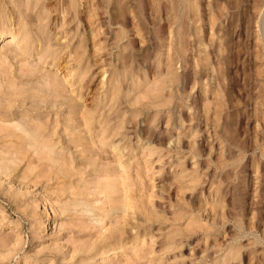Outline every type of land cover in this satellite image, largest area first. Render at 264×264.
Wrapping results in <instances>:
<instances>
[{
	"label": "rangeland",
	"instance_id": "obj_1",
	"mask_svg": "<svg viewBox=\"0 0 264 264\" xmlns=\"http://www.w3.org/2000/svg\"><path fill=\"white\" fill-rule=\"evenodd\" d=\"M118 1L0 0L4 95L78 67L72 103L0 98V264H264V0Z\"/></svg>",
	"mask_w": 264,
	"mask_h": 264
},
{
	"label": "bare ground",
	"instance_id": "obj_2",
	"mask_svg": "<svg viewBox=\"0 0 264 264\" xmlns=\"http://www.w3.org/2000/svg\"><path fill=\"white\" fill-rule=\"evenodd\" d=\"M120 1V0H119ZM118 1V2H119ZM73 5V4H72ZM64 7V6H63ZM85 7V6H84ZM9 8V7H8ZM11 9V8H10ZM18 10V9H17ZM85 12V11H84ZM83 18V17H82ZM26 21V20H25ZM15 25V24H14ZM114 25V24H113ZM28 26V25H27ZM50 27V26H49ZM90 31V30H89ZM30 32V31H29ZM94 32V31H93ZM115 37H116V35H115ZM125 37V36H124ZM76 38V37H75ZM3 43V47H2V49L4 48L5 49V51L7 52H11V51H13V49H14V51L15 50H17V53L19 52L18 51V49L20 50L22 47H24L27 43H28V39H27V37H26V35L25 34H23V33H21V29H19L17 26H15V27H13V23L10 21V18H9V20H6L5 22H2L1 24H0V45ZM38 44V43H37ZM13 51V52H14ZM22 51H23V53H26V52H28V50L27 49H25V48H22ZM234 53V52H233ZM17 55V54H16ZM18 55H21V54H18ZM36 55L38 56V58H36V59H39V61H41V59H42V57L43 56H50L51 55V53L47 50V51H37L36 52ZM233 55V54H232ZM2 57V56H1ZM3 58V57H2ZM26 59V57H24V60ZM234 59V58H233ZM5 60V59H4ZM22 60V59H21ZM236 60V59H235ZM0 61H1V59H0ZM20 61V60H19ZM36 62H38V61H36ZM23 63H24V61H23ZM29 64V65H28ZM28 64H26V63H24L23 65L24 66H22L21 68H23L22 69V71L24 72L25 71V68H27L29 71H27V73H26V71H25V73H23L22 71V74H21V72H19L20 74L18 75L19 77H21V76H25L24 78H25V83H19V85L21 86V85H25V84H27V83H29L30 85H31V87H32V89L30 88V86H28L27 88L28 89H26L25 87L28 85H25L24 86V88L25 89H20V86L19 87H16L15 86V84L17 83V82H14L13 81V79L11 78V80H10V77L11 76H9V75H7L6 76V79L7 78H9V80L11 81V85H14V92H15V90H18L19 89V91L21 92V91H23L22 92V94H19L20 92L19 91H17L18 92V94H16V95H12V94H10V92H9V95L6 93L5 95H8V99L6 100V102L8 101L9 103L11 102V103H13V99H15V98H22V96H20V95H23V98H25V102H27L26 100H32V103H31V105L34 107V105L35 104H37V102L34 100L33 101V99H36L37 97H35V98H32V99H30V97L28 98V99H26L27 97H26V95H28L29 93V95H31V93H33L34 91V96H36V95H38V98L40 97V99H41V101H39L40 102V104H41V102H42V105L44 104L45 105V103H43L44 102V100L42 101V95H44V97L46 96V98L48 99H53L52 101L51 100H49V103L50 102H52V103H50L51 105H60V106H62V105H65V104H68L69 102L70 103H72V100H74V98L73 97H75V93L73 92V90H74V88L75 87H73V85H74V83H75V81L73 80L74 79V76H75V73L78 71V67H76V69H72L73 71H66L65 73H63L64 75H59V74H52L51 73V75H50V72L49 73H47V70H45L46 72H42L41 71V68H39V67H35L33 64V66L30 64V63H28ZM3 65H4V61H3ZM25 65H26V67H25ZM28 65V66H27ZM59 64H57V66H58ZM43 66V65H42ZM0 67H1V63H0ZM25 67V68H24ZM29 67V68H28ZM45 67V66H44ZM50 67V66H49ZM63 68V67H62ZM75 68V67H74ZM46 69V68H45ZM42 70H43V68H42ZM60 70V69H59ZM58 70V71H59ZM20 71V70H19ZM56 71V70H55ZM57 72V71H56ZM55 72V73H56ZM64 72V71H63ZM58 73V72H57ZM5 74V73H4ZM18 74V73H17ZM16 74V75H17ZM6 75V74H5ZM15 75V76H16ZM21 75V76H20ZM5 77V76H4ZM4 77H3V82H4ZM20 79V78H19ZM23 79V78H22ZM73 80V81H72ZM8 81V80H7ZM12 82H14L13 84H12ZM20 82V81H19ZM79 82V81H78ZM4 85L5 86H3L2 85V83L0 82V92L2 93V95H3V97H0L1 99H3L4 98V93L2 92L3 90H8V91H10L11 90V92H12V88H13V86H11V88L9 89V86H10V84H9V82H7V83H5L4 82ZM7 86V87H6ZM18 86V85H17ZM4 87V88H3ZM6 87V88H5ZM15 87H16V89H15ZM18 88V89H17ZM22 88H23V86H22ZM70 88H72V89H70ZM33 89H35V90H33ZM36 89H37V91H36ZM2 90V91H1ZM25 90H26V92H27V90H31V92L30 91H28L27 93L25 92ZM33 91V92H32ZM41 91V92H40ZM13 92V93H14ZM25 92V93H24ZM36 92H38V94H35ZM40 92V93H39ZM0 93V94H1ZM16 93V92H15ZM43 93V94H42ZM39 94L41 95V96H39ZM11 95H12V100H11ZM1 96V95H0ZM15 96V97H14ZM18 96H20V97H18ZM10 97V98H9ZM32 97H33V95H32ZM42 97V98H41ZM23 98H22V100H23ZM37 98V100H40V99H38ZM45 98V99H46ZM46 99V100H47ZM5 100L3 101V100H1L3 103H5ZM10 100V101H9ZM19 100V99H18ZM1 101H0V104H2L1 103ZM31 102V101H30ZM45 102H48V101H45ZM74 102V101H73ZM10 103V104H11ZM14 103H16V100H15V102ZM20 103V102H19ZM21 103H23V101H21ZM8 104V103H7ZM6 104V105H7ZM17 104V103H16ZM15 104V105H16ZM25 104V103H24ZM26 104H28V103H26ZM39 104V105H40ZM48 104V103H47ZM6 105H5V107H6ZM30 105V106H31ZM41 105V106H42ZM50 105V106H51ZM11 106V105H10ZM53 106V107H54ZM71 106V105H70ZM80 105H78V107H79ZM7 107H8V105H7ZM20 107V106H19ZM23 107H24V105H23ZM69 107V106H68ZM74 108H77L76 106L74 107ZM18 109V108H17ZM20 109V108H19ZM22 109V108H21ZM25 109V108H24ZM79 109V108H78ZM72 110V109H71ZM40 111V110H39ZM30 112V111H29ZM17 113V112H16ZM73 114V113H72ZM12 115V114H11ZM18 115V114H17ZM23 115V114H22ZM14 121H16V123L14 124V126L12 125L13 123H12V121H10L11 123H9V124H11V127L13 126V127H15L16 129V131L18 130H20V133L22 132V134L23 135H26L27 137V140H29L28 142H26V143H28V144H33L31 147H35V144H36V146L39 144V143H42V144H39V145H43V143H44V141L42 140V139H40L41 138V133L39 132V130L41 131L43 128H45V127H43L42 128V126H40L39 124L41 123H37V120L36 121H34L33 123H32V121H29L30 120V117L28 118L29 120H27V117H25V119L23 118V116H21V115H18V116H16V117H14V118H12ZM28 121V123H26V122ZM29 122H31V123H29ZM36 122V123H35ZM35 123V125H33ZM36 124H38V125H36ZM43 125V124H42ZM36 126H38V127H36ZM10 127V126H9ZM13 127L11 128L12 130H13ZM39 127H40V129H39ZM8 128V127H7ZM7 130V129H6ZM15 130H13V131H15ZM46 130V129H45ZM43 131V130H42ZM41 131V132H42ZM44 132H46L47 133V131H44ZM43 134V133H42ZM21 135V134H20ZM43 135H45V133L43 134ZM49 135H51V134H47L46 136H49ZM16 136H17V134H16ZM19 136V135H18ZM45 136V137H46ZM20 137V136H19ZM21 137H23V136H21ZM42 137H44V136H42ZM51 137V136H50ZM47 138V137H46ZM45 138V143L47 142V139H50V138H47L46 139ZM23 140V139H22ZM51 140V139H50ZM54 141V140H53ZM49 142V141H48ZM47 142V143H48ZM44 143V147L43 146H41L42 147V149L41 150H44L45 152V155L48 157L49 156V158L48 159H50L49 161H53V162H57V161H55V160H57V159H55V158H57V156L55 157L54 155L56 154V152L54 153V151H53V148H54V145H55V143H53L52 145L50 144V146L49 145H47L48 147H45L46 146V144ZM49 143H51V141L49 142ZM48 143V144H49ZM38 145V146H39ZM38 146H37V148H38ZM56 147V146H55ZM36 148V147H35ZM37 148H36V150H37ZM39 149H40V147H39ZM55 149V148H54ZM55 150H57V149H55ZM38 151V150H37ZM11 153V152H10ZM15 153V152H14ZM14 153H11L9 156L11 157V155L12 154H14ZM36 153H38V152H36ZM40 153H42V152H40ZM54 153V154H53ZM9 154V153H8ZM1 155V154H0ZM45 155H44V157H45ZM13 156V155H12ZM46 157V158H47ZM6 158V157H5ZM13 158V157H12ZM17 159V158H16ZM47 159V160H48ZM59 159V158H58ZM4 160V159H3ZM7 160L8 159H6V164H8L7 163ZM60 160V159H59ZM62 160V159H61ZM14 161V160H13ZM1 162V161H0ZM2 162H4V161H2ZM59 162V161H58ZM66 162V161H65ZM5 164V163H4ZM10 164V163H9ZM57 164V163H56ZM60 165V167H61V164H59ZM64 165H66V164H64ZM63 166V165H62ZM2 167V166H1ZM70 167V166H69ZM6 168H8L7 166H6ZM11 168V167H10ZM9 168V169H10ZM64 168V167H63ZM71 168V167H70ZM8 169V170H9ZM66 169V168H65ZM3 171H4V167H3V169H2ZM1 170V171H2ZM8 170H6V172H8ZM67 170H69V168L67 169ZM11 171V170H10ZM6 174V173H5ZM109 184H116V183H109ZM107 186L109 189H111V190H113V189H115V188H117L118 189V187H116V186H118V185H116L115 187L112 185V186ZM106 187V188H107ZM111 187V188H110ZM113 188V189H112ZM108 189V191H110ZM104 190H105V188H104ZM105 191H107V190H105ZM115 192V191H114ZM118 247H113L112 249H104L103 250V253H104V255H109V253L110 252H113V250H115V249H117ZM115 253V252H114Z\"/></svg>",
	"mask_w": 264,
	"mask_h": 264
}]
</instances>
